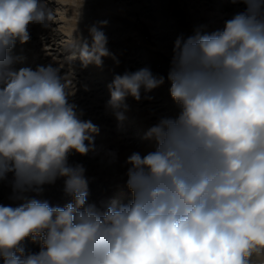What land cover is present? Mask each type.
Instances as JSON below:
<instances>
[{
	"label": "clouds",
	"instance_id": "1",
	"mask_svg": "<svg viewBox=\"0 0 264 264\" xmlns=\"http://www.w3.org/2000/svg\"><path fill=\"white\" fill-rule=\"evenodd\" d=\"M231 2L244 7L222 29L175 39L167 80L177 113L145 133L154 150L126 157L131 200L99 207L88 202L86 168L70 161L99 154V127L70 101L56 66L12 67L17 42L30 40L31 25L47 28L53 13L44 0H0V183L12 201L0 203V264H253L264 256V0ZM89 34L85 54L98 46L103 55L85 65L101 66L107 37L96 25ZM164 80L148 67L116 74L107 107L123 121L126 99ZM106 155L116 162L115 152ZM60 179L68 202L39 198Z\"/></svg>",
	"mask_w": 264,
	"mask_h": 264
},
{
	"label": "rangeland",
	"instance_id": "2",
	"mask_svg": "<svg viewBox=\"0 0 264 264\" xmlns=\"http://www.w3.org/2000/svg\"><path fill=\"white\" fill-rule=\"evenodd\" d=\"M52 11L48 27L38 24L29 28L30 40L17 42L12 50L14 70L52 64L63 75L70 101L91 120L100 131L95 135L99 154H74L70 161L86 168L89 181L88 202L105 207L112 201L127 203L132 194L126 187L127 168L124 161L132 152L146 154L154 150L152 140L145 139L148 129L162 117H173L176 106L170 96L167 74L170 68L173 44L177 36L185 38L203 27L207 32L222 29L224 22L243 9V4L231 0H44ZM106 21L103 26L100 22ZM102 27L107 37L109 56L103 57L101 66L87 64L97 55L99 47L89 49L81 45L91 41L89 28ZM118 61V63L116 62ZM148 67L154 75L163 76L164 83L150 93L142 91L141 99H126L125 119L118 121L107 107L110 99L108 85L114 75L134 72ZM150 97V98H148ZM117 154L115 163H109L107 151ZM64 182L45 185L41 199L51 205L63 206ZM11 189L0 183V203L10 204ZM33 251L38 244H29ZM253 264H261L264 256L252 257Z\"/></svg>",
	"mask_w": 264,
	"mask_h": 264
}]
</instances>
